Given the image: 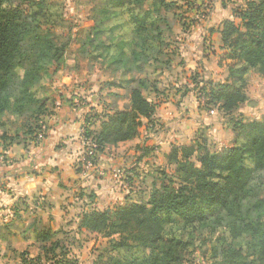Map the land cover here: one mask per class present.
Masks as SVG:
<instances>
[{"label":"rangeland","instance_id":"374dc122","mask_svg":"<svg viewBox=\"0 0 264 264\" xmlns=\"http://www.w3.org/2000/svg\"><path fill=\"white\" fill-rule=\"evenodd\" d=\"M106 1H46L50 13L47 25L63 40L69 39L68 49L57 71L53 66L43 67L41 80L36 85V98L42 100L46 107L42 111L43 116L35 121L31 114L34 109L16 114L9 108L4 114L6 125L0 130V137L6 136L7 141L17 144H36L34 135H28V132L41 125L38 139L43 141L52 126L50 122L62 109L72 113L75 111L82 120V127L67 166L62 170H46L49 179L45 181V195L19 199L14 203L18 207L15 217L0 213V238L5 235L8 240L4 245L6 242L0 239V253L4 257L11 255L8 259L11 261L6 260V264H15L16 259L21 263V253L26 259H33L32 264H117L136 257V250L113 249L117 235L106 237L79 229L80 214L92 210L113 212L117 207L147 202L153 190L164 180V175L176 182L175 165L168 162L167 156L177 144L196 145L191 144L193 140H190L192 134H196L193 131V118L197 116L189 115L193 110L198 113V121L201 118L210 125L209 139L212 142L210 145L204 144L210 152L220 153L230 146L229 129L221 127L220 118L219 122L214 120L209 123L203 113L199 114L198 104L201 107L205 104L200 93L204 84L211 80H223L228 73V50L220 49L215 30L225 19L239 24L232 12L246 0H164L173 6L168 13L163 9L160 11V16L167 21L159 23L163 34L161 45L156 48L158 53L151 54L153 59L141 70L129 69L126 76L121 74L128 66L125 67L124 63L112 64L114 59L106 61L107 50L101 48L95 54L87 43L96 31L104 30L100 22H107L106 14H110L103 11ZM149 1L156 0H148V4ZM125 21H119L122 29L113 33H116L113 44L131 40ZM105 42L107 45L111 43L108 40ZM97 43L95 41L93 45ZM138 43L141 45L139 40ZM125 80L129 84L120 88L119 85ZM139 80L146 82L147 88L142 93L146 99L154 100L156 115L149 121L142 120L139 133L133 140L109 146L98 159L86 161L90 143L81 138L85 119L91 118L92 128H96L99 122L94 116L102 121L114 109H128L131 83L136 84ZM247 81L245 93L248 101L241 105L235 115V120L241 118L246 123L264 117V77L249 69ZM187 90L192 95L188 100L184 99ZM211 109L206 112L210 114ZM213 109L217 110V107ZM216 110H213L212 116L219 114L222 118L221 112ZM224 120L229 127L230 119L224 117ZM7 164L13 167L11 162ZM29 171L31 175L39 172L35 169ZM91 192L95 195L93 200L87 198ZM253 213L264 214V208H255ZM31 224L54 232V238L43 244L39 241L32 244V240H25L32 233L31 229L24 233ZM6 225L9 227L5 228ZM195 238V247L183 254L178 264L213 263L210 249L214 235L211 229H200ZM21 241L31 245H27L22 252L13 250L12 246ZM55 242H58V246L52 252L50 248ZM146 254L155 252L147 250Z\"/></svg>","mask_w":264,"mask_h":264},{"label":"trees","instance_id":"16d2710c","mask_svg":"<svg viewBox=\"0 0 264 264\" xmlns=\"http://www.w3.org/2000/svg\"><path fill=\"white\" fill-rule=\"evenodd\" d=\"M46 1L0 0V130L5 128L4 114L9 108L16 114L34 109L32 119L39 121L45 103L36 98L35 89L43 67L53 66L57 71L68 49L69 39L63 40L47 25L50 13ZM106 2L103 11L110 14H106L107 22H100L104 30L96 31L87 43L95 54L101 48L107 50L106 61L114 59L112 64L128 66L121 74L126 76L129 69L141 70L153 59L151 54L158 53L163 34L159 23L167 21L160 11L168 13L173 4L164 0L150 4L148 0ZM232 13L239 24L225 20L219 31L222 49L228 50V80L209 81L200 93L205 107H217L230 119L233 142L220 153L210 152L203 142L173 146L167 160L175 165L178 182L164 175L147 202L117 207L113 212L80 214L79 229L106 237L117 235L113 249L138 252L136 257L117 264H178L182 255L195 247L197 232L207 227L214 235L212 264H264V214L253 213L255 208H264V117L248 123L241 118L235 120L240 105L248 101V70L264 77V0H246ZM122 19L131 40L113 44V33L122 29L118 24ZM95 41L98 43L93 45ZM127 84L125 80L119 86L125 88ZM131 84L128 109H114L102 121L94 116L99 122L96 128H92L91 118L85 119L81 138L90 143L86 161L98 159L107 146L133 140L142 120L154 116L155 104L142 93L146 82ZM40 129L41 125L28 132L34 135L35 143ZM0 138L7 140L6 136ZM94 196L91 192L87 198L93 200ZM14 205L13 217L18 214L17 203ZM30 229L32 233L25 240L43 244L55 235L33 224L24 233ZM57 246L55 242L50 251ZM147 250L155 254H146ZM20 257L21 264H32L33 259H26L23 253Z\"/></svg>","mask_w":264,"mask_h":264},{"label":"crops","instance_id":"0c3cea01","mask_svg":"<svg viewBox=\"0 0 264 264\" xmlns=\"http://www.w3.org/2000/svg\"><path fill=\"white\" fill-rule=\"evenodd\" d=\"M225 20H231V19H225ZM224 20V21H225ZM232 21V20H231ZM223 20L220 22V28L215 30V32L218 35L219 43H220V49H222L221 41H220V34L219 31L221 29V24ZM224 51V49H223ZM228 80V73L226 77L223 80H211L212 82H225ZM181 85V84H180ZM187 86V85H186ZM189 89V88H188ZM184 99L188 100L192 97L190 94V90H187L184 94ZM148 101L155 104L151 99H147ZM169 101V100H168ZM199 103V102H198ZM170 104V103H169ZM241 107V105H240ZM239 107V109H240ZM198 110L200 113H203L202 115H205V118L209 123H212L214 120L216 122H219L220 118V125L226 126V128L229 129L231 134V142L229 144L231 145L234 139V133L232 130L225 124L224 115L223 113L217 108L213 109V107H203L199 106L198 104ZM212 108V109H211ZM207 109H211L208 114L206 112ZM238 109V110H239ZM213 110H216L217 112H221L222 118L219 116H212L214 113ZM157 110H155L156 115ZM190 117L197 116L198 113L196 110H193V112H189ZM188 115V116H189ZM160 117V116H159ZM202 118L204 116H201ZM196 118H193V128L194 132L198 135L197 138L193 136L196 134H192L190 140H193L191 144H195L196 142H203L204 144H211L212 141H210V125L205 124L201 118L200 121H198ZM51 128L48 130V133L45 137V139L41 142H37L36 144H17L12 143L7 140H2L0 138V186L2 191H0V213H2L3 216H8V214L12 215L11 206L14 205L15 202H17L19 199H27V198H35L39 196H44L45 188H46V178H48L47 171L48 169L56 170H62L63 167L67 166L68 164V158H70L71 152L76 149L75 144H78L77 138L78 133L80 136V130L82 127V120L78 118L75 111L70 112L69 110H59L54 116V120L50 122ZM200 135H202L200 137ZM202 140H200V138ZM72 146H71V145ZM119 145V144H117ZM116 145V146H117ZM181 145H188L187 143H181L177 144L175 146H181ZM109 147V146H107ZM105 148L103 153H101L98 157L105 154V151L108 148ZM11 162L12 166H9L7 162ZM65 163V165L63 164ZM39 170L35 171L31 175V171L29 170ZM51 169V170H52ZM53 175V174H52ZM49 179V178H48ZM38 205V203H37ZM5 241L6 245L8 243L7 239H1ZM32 244L35 241L33 239ZM28 241V240H27ZM2 241H0V244ZM28 242H22L17 243L16 246H12V249L15 251H25ZM2 255L0 253V264H6L5 261L8 262L11 260H8L11 255L7 254ZM4 257V258H3ZM3 258V259H2ZM13 259V258H12ZM15 264H21L18 259H16Z\"/></svg>","mask_w":264,"mask_h":264}]
</instances>
